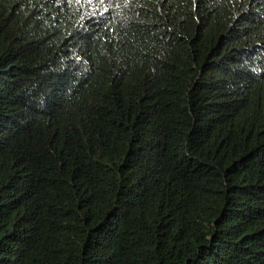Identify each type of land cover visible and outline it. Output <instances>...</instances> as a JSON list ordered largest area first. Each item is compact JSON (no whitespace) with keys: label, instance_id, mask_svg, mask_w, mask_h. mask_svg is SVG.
Listing matches in <instances>:
<instances>
[{"label":"trees","instance_id":"1","mask_svg":"<svg viewBox=\"0 0 264 264\" xmlns=\"http://www.w3.org/2000/svg\"><path fill=\"white\" fill-rule=\"evenodd\" d=\"M63 28L0 0V264H264V0Z\"/></svg>","mask_w":264,"mask_h":264},{"label":"clouds","instance_id":"2","mask_svg":"<svg viewBox=\"0 0 264 264\" xmlns=\"http://www.w3.org/2000/svg\"><path fill=\"white\" fill-rule=\"evenodd\" d=\"M153 0H50L57 23L72 37H88L107 50L114 44L113 32L137 25Z\"/></svg>","mask_w":264,"mask_h":264}]
</instances>
